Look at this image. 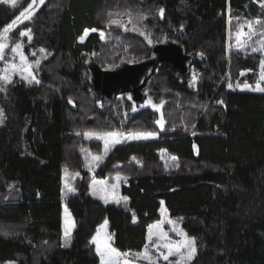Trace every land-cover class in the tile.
<instances>
[{"label": "trees", "instance_id": "trees-1", "mask_svg": "<svg viewBox=\"0 0 264 264\" xmlns=\"http://www.w3.org/2000/svg\"><path fill=\"white\" fill-rule=\"evenodd\" d=\"M29 1L0 2V32ZM33 13L11 32L30 29L27 52L46 53L36 67L39 83L0 81V264H100L89 241L105 219L113 246L135 256L161 201L197 238L190 264H264V92L237 86L256 82L262 55L235 47L231 37L240 23L264 21L258 0H45ZM163 34L194 56L196 84L191 70L163 63L141 102L129 92L110 99L88 83L84 51L107 68L149 54ZM108 131L156 136L120 142L104 155L94 176L122 178L120 202L105 204L89 190L83 151L101 150L85 133ZM161 151L175 164L167 166ZM65 169L78 175L76 191L64 197ZM64 198L76 225L67 247Z\"/></svg>", "mask_w": 264, "mask_h": 264}, {"label": "snow or ice", "instance_id": "snow-or-ice-1", "mask_svg": "<svg viewBox=\"0 0 264 264\" xmlns=\"http://www.w3.org/2000/svg\"><path fill=\"white\" fill-rule=\"evenodd\" d=\"M5 2H9V0H5ZM12 3H15V0H11ZM261 7L264 8V0H258ZM36 3V0H32V3L28 5L27 8L24 9L20 13L16 19L12 20L11 23L7 24L2 33H0V59L4 58V50L8 47V44L6 42L7 40V33L11 29H13V26L17 24V21L20 20L21 17H23L25 20L31 19V17L34 15L33 12H30L29 9L32 8V5ZM40 4H44L45 0H39ZM164 9L160 8L159 13L161 17H163ZM111 24H120L121 22L119 20H110ZM129 24L133 23L132 20L128 21ZM256 24L264 26V21L257 20L255 22ZM248 27L252 29L253 25L252 22H247ZM128 28L125 27V31H127ZM133 30H138L133 27ZM92 31H95V29H92ZM31 30L28 29L27 31H21L19 33L20 36H27L29 41L32 39L31 36ZM88 30H85V35H87ZM144 35V33H141ZM254 34V33H253ZM241 35H244L242 31L237 32V38ZM83 37H81V40ZM259 47H252V52H264V40L259 41ZM243 47V45H242ZM21 44L16 43L15 46L11 49L12 52L16 53L20 57V64L19 65H9L4 69V74L0 75V81L3 82V84H10L12 83L11 78V72L16 71L19 69V71L23 73H27L26 76H23L22 78L27 79L29 83L32 81H35L36 83H39L38 80H36L33 72H32V64H30L26 58L24 57L23 53L20 52ZM43 51V50H41ZM38 66L40 61L35 62ZM260 80L264 81V60L260 61ZM243 74V73H242ZM193 83H195V79L193 80ZM231 87V85H229ZM250 88V86H248ZM3 85H0V91H4ZM254 91H260L264 92V87H257L255 89H251ZM130 98V97H129ZM71 103V100L69 101ZM148 103H151V100L148 101ZM163 103V101L161 102ZM219 103H223V101H220ZM154 107H157L156 105H153ZM133 111H135V108H133ZM3 118V112L0 110V120ZM163 127V119L157 121ZM79 135V133H78ZM87 138L95 137L96 139H101L105 141V153L107 152L108 148V141L111 140L113 144L120 143L121 139H143L147 140L149 138H154L156 136L155 132H136V133H129L127 136H122V134H118L116 132H105V133H95V132H88L84 134ZM93 160L99 161L102 159V156H93ZM135 159V157H133ZM176 157H172V160H176ZM178 166V165H177ZM65 173L67 175V169H65ZM78 175V173H77ZM116 179L119 181L122 179L120 176H117ZM106 184L105 181H93V185ZM113 188V201L116 203H119V199L115 197V188L116 185L112 186ZM66 189L68 192H75L76 189L69 185L66 181ZM106 191V189H105ZM93 195H96L95 189L93 190ZM99 199L103 200L105 204L109 202V198L106 195H100ZM125 202L127 201V197L123 198ZM163 201H161V213H166L167 209L163 207ZM67 212V209H65ZM183 218H179L177 221H173L170 218L168 219H161L157 221L156 223L148 226V233H147V241L144 245V251L138 252L135 254V256L140 260L148 261V264H156L157 258H153V256L150 253V246L152 248H155L159 253L160 257L163 258L164 261H168V264H190V262L194 259V257L197 254V238L194 236H189L182 228H177L175 225L178 223H182ZM136 222V217L133 215V223ZM167 223L169 225H172V231L176 233L177 236L180 237L179 240H172L169 238L168 232L164 231L163 225ZM108 221L107 219L104 220L103 224H101L97 229L95 234L91 237L89 243L91 245L95 246V254L99 257L100 264H134V261L129 259L130 255H132L129 252H121L117 248L112 246V235L107 233ZM76 227L75 222H70L66 219L65 221V228H64V243L63 246L67 247L71 243V233L72 230ZM162 251V250H165ZM170 257H175V260H170Z\"/></svg>", "mask_w": 264, "mask_h": 264}, {"label": "rangeland", "instance_id": "rangeland-1", "mask_svg": "<svg viewBox=\"0 0 264 264\" xmlns=\"http://www.w3.org/2000/svg\"><path fill=\"white\" fill-rule=\"evenodd\" d=\"M27 1L28 0H15V3H12L11 0H9V2H5V0H0V2L4 3L6 5H10V6H15L17 4L23 5V4H26ZM30 3H32V0H30L28 2V4L22 9V11H24V9L27 8ZM39 4H40L39 0H36V3L32 5V8L29 9V11L33 12L36 9L37 5H39ZM22 19H24V18L21 17L20 20H18V21H22ZM249 21L252 22V25H253L252 29H250L248 27L247 22H249ZM256 21H257V19H252V20L250 19L248 21L240 23L237 26L236 30L233 32V34L231 36L232 39H233V44H234L235 47H237V48L247 47L248 50H251L252 47H259L260 46L259 45V41L264 40V27L258 28V26H256V23H255ZM125 27H126V24H123L122 28L125 29ZM11 30L9 31V33H7L6 42L8 44V47L5 48V50H4V58L0 59V75L4 74V69L7 66L12 65V64H15V65H19L20 64L19 55H17L16 53L11 51V49L15 46V44L19 43V44H21L20 52H22L24 57L26 58V60L30 64H32V72H33V74H34V76L36 78V67H37V65H36L35 62L36 61H40V59L46 53L44 51H40V50H37V49H34V48H29V53H28L27 50L25 49L24 45H23L24 42L25 43L29 42L28 37L27 36H20L19 33L21 31H19L17 34H14V33L11 32ZM23 31H27V30L24 29ZM89 31L90 30H88V32ZM240 31H242L244 33V35H241L239 37V39H238L237 38V32H240ZM0 33H2V32H0ZM99 33H100V36H101L102 39L106 38V34L103 31H99ZM84 36H85V34H84ZM84 36H82L83 39H84ZM79 40H81V37L79 38ZM242 45H243V47H242ZM93 53H94L93 50H89V51H84L83 55H85V56L93 55ZM261 55H262L261 60H264V52H261ZM190 70H191V73H192V78L190 80L193 82V80L195 79V83H193V84H196V75H197L198 72L194 68L192 69V66L190 67ZM260 74H261V69L259 67L258 78H257L255 83H245L244 85H237V86L240 87V88H245V89H250V88L251 89H255L257 87V85H259V87H264V81L260 80ZM26 75H27V73H23L22 74L19 71V69H17L16 71L11 72L12 80L13 79H22L24 81H28L27 79L22 78L23 76H26ZM248 86H250V88ZM147 104H148L147 102H142L140 105H138V108L147 106ZM108 132H116L118 134H122V136H127L129 134V133L120 132V131H108ZM95 133H105V132H95ZM134 133H136V132H134ZM91 139L96 140L98 143L101 144V150L100 151H91L88 148H85L84 151H83V156L85 157L86 168L88 169L89 172H91V177H90V179L88 181L89 190H90L91 194L93 195V190L95 189L96 195H98V196L106 195L109 198V202H114L113 201V188H112V186L116 185L115 197L118 198L119 201H120L121 197H120V193H119V189H118V182L119 181L116 179L117 176H115L113 182L109 181L107 178H97V177L94 176V173H95L96 169L98 168V166L100 165V163L104 159V155L115 144H113L112 141L109 140L108 141V145H107L108 150L105 153V141L101 140V139H96L95 137H92ZM129 140H137V139H123L122 138L121 142L129 141ZM116 144H118V143H116ZM160 155H161V158L165 161L167 166H172V165L175 164V161L172 160V157H174L173 155L168 154V153H166L164 151H161ZM93 156H102V159L99 160V161H95V160L92 159ZM76 176H77V172H74V171H71V170H67V175H66L65 170L63 171V174H62L63 191H62V193H63L64 197L66 195H68L69 193H71V192H68L67 189H66V181H67V183L69 185L74 187L73 186V180H74V178ZM93 181H105L106 184H104V185H101V184L93 185ZM105 189H106V191H105ZM96 195H93V196L96 197ZM161 207H162V205H161ZM161 207H160V210H159V213H160L159 219H157L156 221L150 223L149 225H152V224L156 223L157 221H159L161 219L170 218L173 221H177L179 219L177 217L175 218V217L169 216L167 212L162 214L161 213ZM163 207L165 208L164 204H163ZM65 209H67V206L65 204V198H64L62 200V237H63V242H64V228H65L66 219L69 220L70 222L74 221L72 215L69 212V210L67 209V212H66ZM103 222L101 224H103ZM148 226H147V233H148ZM175 226L177 228H182L180 223H178ZM172 227H173L172 225H169L167 223H165L163 225L164 231L168 232L170 239L179 240L180 237L177 236L176 233L172 231ZM106 231H107V233H109L108 229H106ZM147 233H146V241H147ZM110 243H112V242H110ZM147 243H148V241H147ZM112 246H113V244H112ZM149 250H150V253H151V255L153 256L154 259L157 258V257H159V259H163L162 257H160V253L155 248H152L150 246ZM143 251H144V249L141 252H143ZM162 251L166 252V249L162 250ZM172 258H174V260L176 259L175 257H172ZM129 259L133 260L134 264H142V262H145V260H140L136 256H133V255H130Z\"/></svg>", "mask_w": 264, "mask_h": 264}, {"label": "water", "instance_id": "water-1", "mask_svg": "<svg viewBox=\"0 0 264 264\" xmlns=\"http://www.w3.org/2000/svg\"><path fill=\"white\" fill-rule=\"evenodd\" d=\"M193 60L194 56L187 51L185 44L163 34L149 54L133 62L118 59L110 67L104 68L90 55L84 58L83 63L88 83L98 92L110 99L129 92L132 100L141 102L144 98L142 87L158 64H171L187 74Z\"/></svg>", "mask_w": 264, "mask_h": 264}, {"label": "bare ground", "instance_id": "bare-ground-1", "mask_svg": "<svg viewBox=\"0 0 264 264\" xmlns=\"http://www.w3.org/2000/svg\"><path fill=\"white\" fill-rule=\"evenodd\" d=\"M90 56V55H89ZM93 56V55H92ZM84 60V59H83ZM192 66V65H191ZM86 73H87V71H86ZM87 76H88V74H87Z\"/></svg>", "mask_w": 264, "mask_h": 264}]
</instances>
